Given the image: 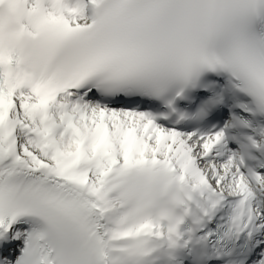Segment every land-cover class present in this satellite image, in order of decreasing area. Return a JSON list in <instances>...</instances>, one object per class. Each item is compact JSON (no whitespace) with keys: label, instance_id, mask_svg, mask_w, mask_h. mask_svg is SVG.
<instances>
[{"label":"snow or ice","instance_id":"obj_1","mask_svg":"<svg viewBox=\"0 0 264 264\" xmlns=\"http://www.w3.org/2000/svg\"><path fill=\"white\" fill-rule=\"evenodd\" d=\"M0 264H264V0H0Z\"/></svg>","mask_w":264,"mask_h":264}]
</instances>
